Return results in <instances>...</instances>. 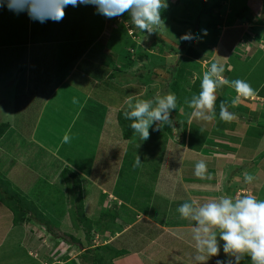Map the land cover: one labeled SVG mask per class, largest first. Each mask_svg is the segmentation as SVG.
I'll use <instances>...</instances> for the list:
<instances>
[{"label": "rangeland", "instance_id": "374dc122", "mask_svg": "<svg viewBox=\"0 0 264 264\" xmlns=\"http://www.w3.org/2000/svg\"><path fill=\"white\" fill-rule=\"evenodd\" d=\"M207 1L205 19L199 12L183 24H175L172 14L166 12L173 11L174 0H168V8L161 13H167L164 24L150 34L135 28L130 20L125 26L127 14L111 22L91 5L67 6L60 22L48 19L41 23L20 12L17 16L27 17V21H15L9 38L0 33V177L12 184L34 213L33 218L25 216L14 224L12 211L0 202V264H113L114 248L103 244L116 245L120 238L116 236L131 224L123 238H133L136 246L140 245L136 229L148 233L152 213L156 219L172 218L183 191L185 198H191L184 183V130L190 128L194 143L204 129L220 134L224 131L220 123L228 128L231 122L214 118L208 125L196 118L190 120L191 109L184 102L190 89L198 87L190 74L194 69L202 78V71L211 63L223 64L221 60L233 53L231 48L240 45L233 40L230 43L229 33L243 30L240 24L230 25L225 20L235 0H225L220 7L216 0ZM177 12V18L187 17L179 9ZM219 20L223 23L216 25ZM202 29L208 32L202 38L207 44L179 40L184 33L200 34ZM135 42L143 43L135 49ZM125 47L131 54L121 52ZM143 53L148 57L140 59ZM153 55L160 65L152 68L163 69L155 81L149 78L153 71L141 67ZM107 56L114 61L109 62ZM120 57L133 67L131 72L123 79L124 72L118 77L115 70L114 79H108L107 69L113 63V68L117 67ZM229 69V80H245L255 95L264 96V85H260L264 62L250 61L244 67L231 59ZM129 83L134 84L125 86ZM169 92L177 97L172 113L176 128L162 126L159 131L151 129L146 141L137 135L125 141L118 110ZM253 98L254 104L263 108L262 102ZM230 108L238 115L242 107ZM255 123L264 125L263 121ZM65 134L71 138L68 143L63 142ZM137 154L142 163L133 168ZM143 167L148 172L136 179L141 178ZM65 168L80 174L81 195L74 194L71 186L76 178L71 181L70 173L64 176ZM228 168L221 169L224 177L229 176ZM151 182L160 188L154 200ZM77 210L87 222L79 221Z\"/></svg>", "mask_w": 264, "mask_h": 264}, {"label": "crops", "instance_id": "0c3cea01", "mask_svg": "<svg viewBox=\"0 0 264 264\" xmlns=\"http://www.w3.org/2000/svg\"><path fill=\"white\" fill-rule=\"evenodd\" d=\"M171 8H174L173 11L170 9L166 12L170 15L172 14L171 18L173 22L175 24H183L187 19H193L199 12H201L200 16L205 19V12L208 6L201 0H199L198 3L191 2L190 0H174V5H172ZM178 9L181 11V15H187L186 18H180L185 19L183 22L177 18ZM167 13L165 16H167ZM15 17L20 19H15ZM225 20H227V24L230 21V25H232V23L240 24L243 29L238 30L236 32L237 35L229 33L230 43L233 40L240 45L239 48H237V46L234 48L233 46L231 48L233 49L231 56H229V58L224 57L221 60L223 62L222 65L225 67L223 75L225 78L229 79L231 59L239 60L243 65L250 61H257L258 63L264 62V0H235V4L230 7ZM15 21L25 23L27 17L17 16V13L10 11L7 6L0 7V33L4 35V37L8 36L9 38V34H13L14 26L12 25ZM244 33L245 35L241 36ZM248 33L252 36L245 40ZM234 35L235 37H232ZM141 43L143 42L137 43L135 49H137ZM8 45L9 44H7V46ZM36 48H38V45L35 49ZM234 54H236V58ZM220 55H222V52L218 53V56ZM227 60H229V66L228 63H226ZM121 61H123V59L121 57L118 58L119 68L116 71L119 73L118 77L124 72L123 79H126V75L128 72H131L133 67H131L129 63L124 64ZM165 62H167V58ZM189 62L190 61H188V63ZM156 63H158V65L160 64L159 59L153 55L150 57L149 61H143L141 67H152V65ZM198 70H201L200 65ZM246 71H248V69ZM151 78L155 81L154 76ZM261 80H264V78ZM131 84L134 83L125 84V86H132ZM260 85H264V82H260ZM138 86L139 88L142 87L141 84H138ZM146 86L147 84L144 85V87ZM216 93V96L224 97L226 100L230 101V104L237 96L235 90L227 85L218 88ZM138 96L139 95L135 94L134 97ZM228 97L229 99H227ZM253 97H256L262 102L263 108L254 104L255 100H251ZM253 97L247 99L241 98L240 105L243 110H241L242 108L239 110V119L234 120L233 123L231 122L228 128L224 123H220V126L224 129L220 134L204 129V133L200 135L201 138L192 143L190 137L191 132L188 127L182 150H184V166L187 168L185 172L187 179H184V183L187 185V189L190 190V193H188L191 198H185L183 191L182 199L180 198L183 203L195 200L197 204H203L217 199L221 195H228L235 199L242 194H252L255 195L258 200H264V125L261 126L255 123V121H263L264 123V96L254 95ZM228 110L238 113L235 108L231 109L229 107ZM191 111L192 110H190V112ZM189 118L191 121L194 120V117L189 116ZM215 119L218 121L220 118L215 117ZM206 122L208 125L211 124V122L213 123V121ZM214 136L216 138H214ZM200 160L205 161L207 173L211 174L212 179H199L194 175L195 164ZM225 167L230 168V171L227 172L229 174L228 177H224L221 172V169L224 171ZM245 172L255 177L252 184H246L244 182ZM159 190L160 188H157L155 185L153 189L154 196L151 197L152 200L156 198L155 193H158ZM177 208L175 212H173L172 218L166 215L164 218L156 219L152 213V219H148L150 220L149 229L146 230L148 233L136 229V236L141 240L138 246L132 241L133 238L131 240L129 239L131 242L123 238L130 231L131 224L127 225L126 228L116 236V238L120 236L116 245H112V247L109 243L103 244V246L114 248L113 250L117 257L114 256L115 259L110 260V262H114L113 264H161L164 260L165 264H193L192 257H188L186 254L189 253L191 255L192 252L194 254L196 253L195 241L192 238V228L194 224L189 220L182 219L177 212ZM173 243L181 245L182 248L181 246L174 247L172 245ZM220 243L221 251L219 256L210 258L207 264H216V260L226 259L222 249L223 242L221 241ZM109 256L107 257L108 259ZM240 264H251V258L245 257Z\"/></svg>", "mask_w": 264, "mask_h": 264}, {"label": "clouds", "instance_id": "9594fccd", "mask_svg": "<svg viewBox=\"0 0 264 264\" xmlns=\"http://www.w3.org/2000/svg\"><path fill=\"white\" fill-rule=\"evenodd\" d=\"M91 5L96 13L108 19L122 17L127 14L131 25L141 32L152 33L155 28L164 24L161 13L168 8V0H0V7L7 6L17 14L27 12L30 19L44 23L51 19L60 22L65 17L67 6L78 7ZM208 35L206 29L200 34L191 31L182 34L180 41L198 43L203 36ZM225 67L216 62L211 63L207 71L203 72L200 82V92L191 99H185L186 106L191 109V117L203 121L215 118L214 106L217 100L218 88L229 86L235 90L237 96L228 105L221 102L219 118L224 122L239 119L238 115L230 112L229 107H236L241 98L247 99L255 95L253 87L242 79L229 80L224 77ZM77 101L74 99L73 103ZM177 108V97L174 93L159 94L147 100H137L124 112V118L131 121L130 128L140 140L150 138L151 128L159 131L162 126L176 128L172 113ZM70 136L65 134L63 142H70ZM142 163L139 154L136 155L133 168ZM194 175L199 179H212L207 173L204 160L195 164ZM255 177L244 173V182L252 184ZM182 219L193 222L192 238L195 241L196 253L192 257L193 264H207L212 257H217L221 251V241L224 260H216V264H240L245 257L251 258V264H264V200H258L255 195L242 194L235 199L228 195H221L217 199L203 204L195 200L184 202L177 208ZM219 238V239H218Z\"/></svg>", "mask_w": 264, "mask_h": 264}, {"label": "trees", "instance_id": "16d2710c", "mask_svg": "<svg viewBox=\"0 0 264 264\" xmlns=\"http://www.w3.org/2000/svg\"><path fill=\"white\" fill-rule=\"evenodd\" d=\"M201 1H203L206 5H209L210 3H209V1H207V0H201ZM218 1V2H217ZM224 2H226L225 0H216V2H215V4L218 6V7H220V6H223V3ZM212 7H214V4L212 5ZM211 7V8H212ZM163 12V11H162ZM166 13L165 14H161V16H162V19H164L166 16ZM109 20H111V22H115L116 21V19L115 18H113V19H109ZM230 22V21H229ZM229 22H228V24H229ZM222 24L223 23V21L222 20H219L218 22H216V25H218V24ZM212 28V32L214 33V34H216V32L213 30V26L211 27ZM209 30V29H208ZM251 32V31H250ZM253 32V31H252ZM126 34H127V32H126ZM138 33L136 32L135 33V35H137ZM252 35L250 34V33H248L247 35H246V39L245 40H247V38L248 37H251ZM204 38H206L207 36H203ZM127 38L128 39H130L129 37H128V34H127ZM216 38V37H215ZM202 42L203 43H205L206 42V44L208 43V40H202ZM133 47H136L137 46V43L135 42V43H133V45H132ZM209 47V46H208ZM122 53H125V54H131V52L129 51V47L127 48V47H125V49L123 50V51H121ZM114 54H116V53H114ZM120 54V53H119ZM119 54H117V55H115V57H117V56H119ZM148 56H147V54L146 53H143L142 55H140V59H142V58H147ZM243 57V56H242ZM124 58H125V56H124ZM107 60L110 62L111 60L112 61H114V58H112L111 60H110V56H107ZM114 64V63H113ZM113 64H112V66H111V68H108L107 70H108V73H110L109 74V77H108V79L110 78V79H113L115 76V74H114V71L115 70H117L118 68H119V65H116L117 66V68L116 67H114L113 68ZM163 64H165V63H163ZM106 65H108V62L106 63ZM111 65V63L109 64V66ZM160 65V64H159ZM244 67H245V65H244ZM147 68V67H146ZM196 69V68H195ZM148 70L149 71H153L152 73H151V75H150V77L149 78H151L153 75H154V77H156V74H158L159 75V73L163 70L162 68L161 69H157V68H152V67H148ZM193 71H192V73L190 74V76H193V77H195L196 78V80L194 81V84H195V82H197L196 83V87L197 88H192V89H190L191 90V94H190V96H189V99H190V97L191 96H193V95H198L199 94V92H200V90H201V88H200V82H201V80H202V78L200 77V73L199 74H195L194 73V69H192ZM155 71V72H154ZM163 72V71H162ZM196 72V71H195ZM104 73H107V71L106 72H104ZM198 84V85H197ZM198 92V93H197ZM225 102L226 104H230V101H227L224 97H222V96H217V100H216V102H215V106H214V112H215V117L216 118H219V105H220V103L221 102ZM125 110L126 109H120L118 112H117V119H118V123H119V125H121V129H122V138L125 140V141H129V140H131V138L135 135L134 133H133V130L130 128V123H131V121H129V120H126L125 118H124V112H125ZM186 129V128H185ZM151 130V128L149 129V131ZM187 131L186 130H184V132H183V134L185 135V133H186ZM180 140V139H179ZM142 170H143V174L141 175V178L139 177V178H136V179H142V177H143V175L145 174V172H148L147 171V169L146 168H142ZM150 171V174L152 173V170L153 169H149ZM67 173H70L73 177L71 178V181L74 179V178H76V180L75 181H73V182H75L74 184H73V182H70V184L72 185L71 187H72V189H73V192H74V194L76 195V193H78L79 195H81L82 194V185H80V174L78 173H76L75 171H70L68 168H65L64 169V176H66L67 177ZM69 178V177H68ZM150 179V178H149ZM151 181H155L154 179L153 180H151ZM151 185H152V189H154V186H155V182H151ZM151 185H148V188L151 186ZM151 188H149V189H151ZM180 201V204L178 205V207L181 205V204H183V201H181V200H179ZM0 202H2L10 211H12V213H13V221H14V224H18V222L23 218V217H25V216H28L30 219L31 218H33V215H34V213H33V211H32V209H31V207H30V205H27L26 203L28 202H25L24 201V198L21 196V194L20 193H18L15 189H14V187L12 186V184L8 181V180H6V179H2L1 177H0ZM189 202V201H188ZM29 204H33L31 201L29 202ZM82 213L79 211V210H77V212H76V217L79 219V221L81 220L82 222H83V220H85V222H87L88 221V219H86V217L85 218H82V215H81ZM81 215V216H80ZM90 245H92L93 243H92V241H90ZM93 247V246H92ZM94 264H97V263H94Z\"/></svg>", "mask_w": 264, "mask_h": 264}]
</instances>
